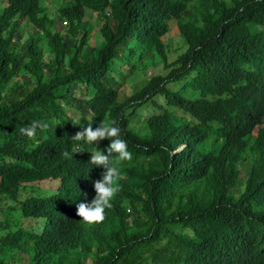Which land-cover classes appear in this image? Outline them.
Masks as SVG:
<instances>
[{
	"label": "trees",
	"instance_id": "16d2710c",
	"mask_svg": "<svg viewBox=\"0 0 264 264\" xmlns=\"http://www.w3.org/2000/svg\"><path fill=\"white\" fill-rule=\"evenodd\" d=\"M106 117L133 158L86 223ZM0 264H264V0H0Z\"/></svg>",
	"mask_w": 264,
	"mask_h": 264
},
{
	"label": "clouds",
	"instance_id": "9594fccd",
	"mask_svg": "<svg viewBox=\"0 0 264 264\" xmlns=\"http://www.w3.org/2000/svg\"><path fill=\"white\" fill-rule=\"evenodd\" d=\"M79 123V122H77ZM59 121H56V125ZM48 125L33 121L30 126L22 127L21 133L33 138L37 128L46 129ZM75 141H86L89 144L109 139L110 143L106 150L95 147L91 152L89 161L92 165H102L105 171L101 178L94 181L95 196L90 203L81 202L76 205V215L86 223H100L105 219L106 209H111L112 201L120 192L119 184L120 165L124 161H131L133 154L128 149L125 139L121 137V128L117 121L106 117L95 128L89 123L82 130L77 131L72 137ZM114 154V155H113ZM68 153H65L67 156Z\"/></svg>",
	"mask_w": 264,
	"mask_h": 264
},
{
	"label": "rangeland",
	"instance_id": "374dc122",
	"mask_svg": "<svg viewBox=\"0 0 264 264\" xmlns=\"http://www.w3.org/2000/svg\"><path fill=\"white\" fill-rule=\"evenodd\" d=\"M59 2H65V0H39V4L43 7L47 9V12L49 14L50 17L55 18V10H56V6L58 5ZM87 20L89 22V25L92 27V31H91V37H90V42H92L94 39H96L97 32H96V20L94 19V15H88L87 16ZM23 34V38L26 37V33L23 30L22 31ZM167 42L169 44V52H168V60H171L175 54V47L180 46V42L178 39V35L176 31H170V33L167 36ZM47 56V54H46ZM48 57V56H47ZM155 64L150 66L149 64H147V67L145 69V71H141V70H135L125 81V85H124V90L125 92L131 93L132 91L138 89L147 79V77L154 72H159L161 70V63L159 61H157V59L154 60ZM150 107H144L140 109V113L142 114V116L146 115L148 113V111H150ZM55 184V180H51V182L48 181H44V182H40L39 186L43 187V188H47V187H53Z\"/></svg>",
	"mask_w": 264,
	"mask_h": 264
}]
</instances>
